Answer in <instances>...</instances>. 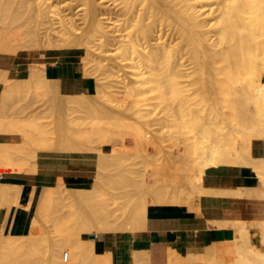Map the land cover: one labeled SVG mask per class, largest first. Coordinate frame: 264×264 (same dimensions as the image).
<instances>
[{
    "label": "bare ground",
    "instance_id": "obj_1",
    "mask_svg": "<svg viewBox=\"0 0 264 264\" xmlns=\"http://www.w3.org/2000/svg\"><path fill=\"white\" fill-rule=\"evenodd\" d=\"M11 1H13V0H11ZM4 2H7V0ZM8 3H9V1H8ZM3 4H2V6H3ZM15 4H13L14 5L13 7L12 6L10 7L8 15L5 14V12L3 13L0 11V40H1V43H3V45L7 48L8 53H14V54H18L20 56H26V55L32 56V55H35L36 53H39L40 51H44L47 49H62V48H64V49H68V48L69 49L70 48L83 49L84 54L82 56L83 57L82 61H83V66H84V74H86L88 76L91 75L90 69L94 65H98V62L102 61V63H105V62H107L106 64L112 63L113 65H115L119 69H121V70L123 69V71H124L123 73H125V72L128 73V75L125 74L127 76L126 80L130 79L132 81V79H133V81L134 80L136 82L140 81L142 83L143 81H146L147 79L150 80L152 78L151 80H154V81L153 82L150 81V82L152 84L157 83L156 85L159 87V89H162V87L165 84L166 79L174 78L173 81H172V79L168 80V81H171V82H169V84L172 82H175L174 85H172L173 84L172 83L170 85V87L172 86L173 91H176V92L178 91V88H176V87L173 88V86H175V84L180 85L181 83H183V82H181V83L177 82V81H181L180 79H182V78H180L178 80H177V78H179L180 76L182 77V75L184 73H186L187 71L189 72L190 71L189 69L192 68V72H190V74H194L197 71L199 72L200 71L199 69L204 68L206 65H208V66H206V68L211 67V69L213 66H215V68H217V67L220 68V69L217 68L218 71L221 70V68L223 70V71L221 70V71L217 72L218 74L220 73V75H218V78H219L221 83H224V85H225V84H227V83H225V81H227L228 84H229V82L232 84L235 83V86H236V83L242 84L243 88H244L243 91H245L247 93V95H245L247 97H245V98H248V100H249V98L251 97L255 100L254 103L256 104L257 110L253 114L250 113L251 115L248 113L247 120H248L249 124L248 123L247 124L249 126H245V128L243 127L244 129H247V131L249 133L248 138L245 139V137L242 135V134H244V132L242 133L239 131L241 133V135H238L241 140H242L241 136H243V140L244 139L246 140V144H244L245 142L243 140H242L243 143H241L239 140L240 145H242V144L245 145V147L242 145V148H241V146H239V151L244 152V153L243 152L240 153L243 156L242 160L240 159L242 156L240 157V154H239V151L237 150V148H236L237 151L233 150V148H234L233 143L235 141L237 142V140H235L233 142V140L235 139L236 136L233 135L234 139L231 138V140H229L233 143L228 141L229 143L232 144V147H230L231 145H229V146L226 145V144H228V143H226V140H228V138L225 141H223L226 143L225 145L227 147L223 146L224 144L220 145L219 144L220 141L218 140L219 142H217L216 138H215V144H214L213 143L214 140H212L214 138V136H209V135H211V134H209L210 129H211V131H213L212 127L210 125L211 124L215 125V122L218 120L212 121V122L210 121L209 124L206 122L208 125L204 126L205 128L203 130H201V132H199L198 136H196L197 134L195 132H194L195 134L193 133L196 136V138L193 137L194 140H192L193 139L192 137H191L192 138L191 140H189L187 138V137L190 138L189 135L192 132V131H190V129H187V130H189V135L186 137L187 139L185 140L186 144H187V145L185 144V146L187 148L185 150L187 152L189 148L190 149L193 148L191 150L196 153L197 160L195 161V159H194V161H195L194 163H196V164L191 166V163L193 162L192 155L190 158V160H192V161L189 163V165H187V164L190 160L187 158L189 160L188 162H185L187 165V168H186V165L184 164L185 168L183 169V171L187 175L184 174L185 177H183V179L184 178L185 179L183 180L182 184L180 185V188H178V183L177 184L176 183H172V184L170 183V180H171L170 177H169L170 180L169 181L166 180L167 183H165L166 182L165 178H166V175H168V174L165 175L164 179L160 178V176H157V171H158L159 165L155 161L156 165L158 166V167L155 166V172H156L157 178L159 177L158 179L155 177L156 178V184H158L157 180L159 181V179L160 180L163 179L165 181L164 182L165 186L167 185V187H168L167 189L170 193H168V191L166 192L167 189L165 190L164 189L165 187L163 188V186H162L163 184L160 183V185L162 186V191L164 189V192H162L160 189V192H162V198H161L160 197L161 194L158 192L159 188L161 187L160 185H159L158 191H156V192H158L157 194L155 191H151L152 187L151 188L148 187V186H153V184L146 186V191L149 188L151 192H155V196L160 194V195H158L159 198L157 196V198L155 197L154 199H152V197H149V195L152 193H149V192H148L149 194H146V192H145V196H143V198H141L143 194H141V192H140V195H141L140 200L142 199L141 201H143V202L145 201V202L144 203L141 202L142 206L139 207V208H141L140 209L141 212L140 211L136 212V210H134L136 212L135 215H134L135 212H133V209H135L134 206L137 207L136 204H138V206L140 204L138 202L135 203V201L130 202V199L134 198L136 200L137 198L139 199V197L135 198L136 196L135 197L132 196V198L131 197H130V199L128 198L129 201H126L127 198L125 199V197L123 196L124 194L122 195L123 197H121V196L118 197L119 200H120V197H121V199L122 198L125 199L123 204L126 202V204H124L125 207L122 204L125 209L121 208V210L125 211L126 206L128 207L127 204H129V203H131V205L133 203V205H134V206L132 205L133 209L130 208L131 205H129V210L127 209L128 213H129V211H132L130 213V217H131L132 213H133L132 216H134V217L136 216V219L134 217L133 218L131 217L132 219H130V221L136 220L135 221L136 223L134 221H133V224L129 222L131 224V225L129 224L130 226L133 225V227H131L132 230H133V228L138 229V228L144 227L145 222L147 221L146 219H147L148 206L151 203L179 204V205L187 206L190 209H193L196 212L201 213L199 211V209H200L199 204L195 205V203L193 201L195 199H193V198H195V197L200 198L201 196H204V195L223 196V195H226L227 193H229L228 189H217V188L213 189L210 187H206L204 185V182H203V176H204V173H205L207 168L214 167V166L217 167L220 165H226V163H228L230 161L233 162L232 158L235 160V162H237L236 160H238L240 165L241 164L246 165V166L249 165L252 167V169L254 171H256V173L259 175V179L261 181V185H259L260 188L258 189V187H256V189H257L256 191L262 190L264 192V157H257V156H254L252 154V141H253V139L254 138H264V80H263V73H264V0H26L22 3L20 1V3L17 4L19 6H17V7ZM15 22L22 25L23 28H21V30L17 29L18 25L17 26L14 25ZM1 46H2V44H1ZM1 48H0V51H3L4 49L2 48L3 50H1ZM98 55H99V58L97 60V58H95V56H98ZM96 60H97V62H96ZM200 64L203 67L202 66L200 67L199 66ZM113 65H111V66H113ZM106 66L107 67L109 66V68H111V70H112V67L110 65H106ZM107 67L106 68L104 67V70L107 69ZM116 67L113 66V70ZM197 67H198V69H197ZM215 68H214V70H215ZM202 70H204V69H202ZM210 70L209 69L204 70L205 72L203 74L208 76L209 74L207 75L206 73H207V71H209V73H211ZM8 72H10V71H8ZM23 72H25L27 75L26 76H19V77H8V76L4 77V75H3L2 77H4V78L1 77L2 81H6V83H9V84H6L7 86L8 85L12 86L10 92L13 93L15 91L17 94L20 89L23 90V91H21L22 94H24V91H28V90H30L29 92H31L33 90L38 91L39 87L38 88L36 87L35 89L32 88L33 85L37 86V83L32 84V82H34V81L38 82V80H40L38 82V84L40 82H43V84H44V82H46V85L44 84V86H46V88H49V87L51 88V86H47V83H49V82H53V84L56 86H58L60 84L59 83L60 80L57 77L53 76L52 74L50 75L48 73L45 63L33 61L26 66V69L23 70ZM113 72L114 71H112V73ZM214 72H213V74H214ZM2 73L7 74L5 70ZM118 73H120V72H118ZM186 74L184 75L183 78H185ZM201 74H202V72H201ZM1 75L2 74L0 73V76ZM118 75H120V74H118ZM121 75H123V74L121 73ZM91 76L93 77L94 75H91ZM115 76H117V75H115ZM189 76H191V75H188L186 77L189 78ZM192 76H191V78H192ZM206 76H204V78ZM214 76H215V74H214ZM118 77H120V76H118ZM197 77L199 79V76H197ZM124 78L125 77H123V79ZM208 78H209V76H208ZM25 79L28 80L27 81L28 84H26L27 82L23 83L25 86L24 87L21 83L23 81H26ZM109 79H110V77H109ZM201 79H203V78H201ZM205 81L206 80L203 79V83ZM200 82H202V80ZM193 83H194V81H193ZM221 83H220V85H221ZM30 84L32 85V87L30 89H27V87L29 88L31 86ZM128 84H129V82H128ZM166 84L168 85L167 82H166ZM6 85L4 83V86H6ZM26 85H28V86H26ZM39 85H42V83ZM121 85H123V84H121ZM138 85L139 86L137 88L140 91V89H142L141 84L138 83ZM204 85H205V83H204ZM204 85H202V87H204ZM227 85H225V86L227 87ZM242 85H241V87H242ZM20 86H21V88H20ZM44 86L43 85L40 86V89L42 87V88H44L45 91L47 90V92H49V91L53 92L54 89H56V88H54L53 91H51V90L48 91V89H46ZM207 86L208 85H206L205 88L201 87V89L200 88H197V89H200V91L202 90L201 92H203V90H205V89L208 90L206 88ZM209 86H211V85H209ZM235 86L233 85V87H235ZM23 87L27 90H25ZM53 87L54 86H52V88ZM170 87L168 86V88H170ZM219 87L215 86L214 88L219 89ZM57 88H61V87H57ZM101 88H102V85L100 83L96 82V86L92 87L88 91V93L84 95V98H85V96L87 97L86 98L87 102L89 100L91 101V99H90L91 97H94L92 95L97 96L99 93L102 94ZM8 89H9V86H8ZM217 89H213V91L215 93H217V91H219ZM224 89L226 90V88H223L220 91L223 92L222 90H224ZM3 90H6V89L3 87ZM44 90L42 89L41 91H44ZM164 90H165V86L163 87V91ZM225 90L222 94V96L223 95L224 96L220 97V98H223L224 100H226L225 98H229L228 96L225 95V94H227V93H225L226 92ZM227 90H228L227 92L231 91L230 88ZM163 91H161V93L165 94L166 92L164 93ZM237 91L238 90H236V92ZM7 92L8 91H6L5 93H7ZM47 92H45V93H47ZM54 92L58 95L60 93H62V91L60 89H56ZM214 92H213V94H215ZM5 93L3 94L4 96H5ZM204 93H206V91ZM207 93H209V92L207 91ZM218 93H220V92H218ZM218 93H217V95L219 96ZM242 93H244V92H242ZM56 94H55V97H56ZM68 94L70 95V99L74 98L72 94H70V93H68ZM107 94H109V93L107 92ZM213 94L211 93V95H213ZM230 94L231 93L229 92V95ZM0 95H2V94H0ZM76 95H77V93H76ZM76 95H74V96L77 98H79L80 96L81 97L83 96L80 94L78 96H76ZM6 96H7V94H6ZM66 96H64V97H66ZM157 96H158V94H157ZM207 96H209V98L206 97V95H205V97H202L204 100L207 99V102H208L207 105L209 103H211V102H209V100L213 99V102L216 100V99H214V97L216 95L215 96L213 95L212 99L210 97V94H207ZM248 96H250V97H248ZM9 97H11V96H9ZM88 97H90V98H88ZM97 97H99V96H97ZM154 97H155V95H154ZM22 98L25 99V97H22ZM29 98H30V96H29ZM163 98H164V96H163ZM182 98H184V97H182ZM0 99L2 100V98H0ZM7 99L8 98H6V100ZM68 99H66V100L69 102L70 99L69 100ZM72 99H71V102H72ZM102 99H104V97ZM4 100H5V98H4ZM80 100L81 99H78L76 101L81 102L82 100H85V99H83V97H82V100L81 101ZM96 100L98 101V99H95V102H93V101L92 102L97 103ZM228 100H230V98ZM8 101H9V99H8ZM67 101L65 103H68ZM73 101H74V99H73ZM102 101H105V100H102ZM71 102H69V103H71ZM83 102H85L86 104H84ZM87 102L82 101V103L84 105H87L86 108L90 109L91 105L89 106L87 104ZM99 102H100V99H99ZM161 102H163V101H161ZM219 102L221 104V102H223V101H219ZM243 102H245V101H243ZM246 102H248V101H246ZM251 102H253V101L251 100ZM24 103H25V101H24ZM69 103H68V106H66V107H68L69 109H71V108L73 109L74 103L73 102H72L73 104L71 103L73 107L72 106L69 107ZM199 103H201V106L204 107V105L202 104L203 103L202 101ZM214 103H213V105H216V107L219 106V104L217 106V103H218L217 101L215 104ZM224 103H226V102H224ZM227 103L225 104L226 106H227ZM48 104H49V102H48ZM59 104H57V106H58L57 108L55 107L56 109H59ZM100 104H101V102H100ZM128 104L129 103L127 100V105ZM235 104L237 105L238 103H235ZM2 105H3V103L0 101V111L2 109ZM9 105H10V103H9ZM65 105H67V104H65ZM108 105H109V103H108ZM175 105L172 107L173 109L176 107ZM179 105H181V103ZM195 105H196V103H195ZM195 105H193V107ZM211 105H212V103H211ZM211 105H208V106H211ZM21 106H23V105H21ZM109 106H111V105H109ZM229 106H230V102H229ZM251 106H253V105H251ZM251 106H250V108H251ZM62 107H60V110H58V111H61L62 109L65 111V109H66L65 106L63 108ZM82 107H84V106H82ZM105 107H107V105H105ZM205 107L207 108V106H205ZM216 107H215V109H216ZM239 107H241V106H239ZM254 107H255V105H254ZM99 108L100 107H98L96 109L99 110ZM162 108H163V106H162ZM220 108H223V106ZM224 108H226V107L224 106ZM227 108H228V106H227ZM4 109H5V107H4ZM49 109H50V106H49ZM77 109H79L78 113L80 112L81 114H83L85 112V114H87L86 113L87 111H84V108H82L83 110L81 109V107L80 108L78 107ZM77 109H74V110L76 111ZM101 109H103V108H101ZM101 109H100V111H101ZM104 109H107V108H104ZM188 109H190V108H188ZM45 110H46V108H45ZM110 110H111V107H110ZM110 110L108 112H110ZM182 110H184V109H182ZM208 110L206 109V111H208ZM219 110L217 109L216 112L218 113ZM226 110L227 109H225V111ZM232 110H234L233 107H232ZM50 111L47 109V112H50ZM52 111H54V110H52ZM196 111H197V109H196ZM206 111H205V113H206ZM210 111H212V110H210ZM213 111H214V109H213ZM222 111H223V109H222ZM68 112H69V110H67V113ZM74 112H71V113L74 114ZM216 112H212V113L216 114ZM231 112L232 111L230 110L231 116L226 112V114L228 115L227 116L228 119L230 117H232L231 119H233V117H234V114H233L234 112H232V113ZM252 112H254V111H252ZM64 113H63V115L65 116V114H67V113H65V114ZM71 113H70V115H68V114L66 115V117H65L66 119L63 117V115H62L63 119H61V117H60V120H62V123L60 125H57V127L59 126L58 129L55 126V129L44 127L43 130L42 129H36L35 125H34V124H37V122L39 123L40 120L37 122H34V124H33L34 127H33V125L26 124V122H25L26 117H25V119L19 118V121H18V119L16 121H13V120H9L8 115L5 116L4 114H0V133L5 134V136L7 138L11 137V136L7 135L9 133L20 135L22 137L24 146L27 145L28 147H31L32 149L34 147L33 150H35L37 148L34 151V153L37 152L36 154L38 155V149H39V152L40 151H48L45 149H47L48 147L50 148V146H51V150L49 148L48 149H49V151H53L52 150L53 146L56 145L58 147L60 144H62L63 142L66 141L67 137L63 136L64 133L68 136L69 134H67V132H69V131L74 132L75 131L74 134L76 133V135L73 138L75 143L74 142H73L74 144L71 143L70 141L72 139H68L70 141L67 140L66 143L63 144L64 146L60 145L61 146V148L59 147L60 150L64 151L63 148H65L66 146L70 149L71 147H73V145H74V148H75V145L77 148V145L79 147V145L81 146V144H83L84 146L82 145L83 146L82 149H85V151H88V149H90L89 152H92L93 149H94L93 152H95V150L98 151L100 156H101V161H99V165H101L103 167L102 168L98 167L99 169H97V170L98 171L100 170L99 172L101 173V170L104 171L103 168H105L104 167L105 163H106L105 164V166H106L108 161H111V159L115 160V159L119 158V155H121V152H122L121 149H122L123 143H124V141H126L127 138H133V140L135 141V145L131 147V149L133 150L132 151L133 153L136 150L146 151L145 149H147V145H149V144L153 147L157 146V144H158L157 142H159V141L156 140L157 139L155 137L156 133L159 132L161 134L162 133L164 134L169 129V128L167 129L166 127L167 126L170 127V124H172V123L174 124L175 121H176V123H181V122H177L180 119L178 118V115H176V112H175V114H173V115H176V116H174V118L172 116H170L173 120L175 119L174 122L172 119H170V117H168L167 118V119H169L168 121L172 120V121H170L171 123H166L165 124L166 127H165L164 122L162 121V126L159 127L158 131H157L158 128H154V129L148 128V126H146V123L143 119H142L143 124H144L143 127L140 126V125H143L142 123L138 124V122H140V120H141L140 119L139 121L136 120L137 122L132 121V124H131V121L128 120V122H126V123L124 122V123H120V125L118 124L117 126H114V129H113L112 125L106 124V122L105 123L103 121L97 122L98 120L92 121V119H91L92 122H89V123L84 121L86 123V125H85V123L83 121H81L82 119L79 121H76V118H74L75 120L70 119L69 116H71ZM198 113H200V112H198ZM198 113H196V114H198ZM202 113H204V112L202 111ZM57 114L59 117V113H57ZM61 114H60V116H61ZM211 115H213V114H211ZM219 115H221V114H219ZM223 115H225V114H223ZM236 115H238L237 112H236ZM31 116H33V115H31ZM37 116H38V114H37ZM49 116H51V115H49ZM162 116H164V115H162ZM188 116H187V118H188ZM206 116H208V115H205L204 117L206 118ZM217 116L215 117L216 119H217ZM80 117L84 119L85 116L82 115V116H79V118ZM92 117H94V116H92ZM202 117H203V115H202ZM235 117H237V119H238V116H235ZM161 118H164V117H161ZM177 118L179 120H176ZM208 118H209V116H208ZM208 118H207V120H208ZM34 119H35L34 121H36L35 117H34ZM132 119L134 120V118H132ZM167 119H166V122H168ZM22 120H25V121L22 122ZM52 121L53 120H51V125H54L56 122L53 121V123H54L53 124ZM72 121L75 122L74 125L76 126V129L74 128V130L72 127L73 124L71 123ZM231 121H233V120H231ZM203 122H205L204 119H203ZM220 122H222V121H220ZM224 122H228V120H225ZM185 123L186 122H182L181 125H184V126H182V128L185 127ZM206 123H205V125H206ZM31 124H32V122H31ZM203 124L204 123H202L201 126H203ZM38 125L42 126V124H38ZM187 125L188 124H186V126ZM173 126H171V128ZM174 127L172 129L176 128V127L175 128ZM182 128H180V129H182ZM217 128H219V126H217ZM184 129L186 130V128H184ZM219 129H217L216 131H218ZM155 130L157 132H155ZM237 130H238V128H237ZM170 131H171V129H170ZM175 131H176V129H175ZM219 131H221L222 133ZM219 131L218 132L221 134L224 133L221 129ZM200 133H201V135H200ZM236 133L237 132H235V134ZM53 134L55 135V137H52ZM72 135H73V133H72ZM112 135H116V137H117V140H118L117 145H116L117 148L115 151H113V152L110 151L109 153H107L102 149V143L105 142V140H104L105 136L109 137ZM219 135H217V136H219ZM224 135H225V133L223 134V137H224ZM217 136L215 135V137H217ZM69 137H71V136H69ZM210 137L211 138L213 137V138L211 139ZM223 137L221 135V138H223ZM224 138H226V137H224ZM210 139L212 141H209ZM219 139H220V137H219ZM50 140H52V141L50 142ZM8 141L9 140H5V141L0 142V173L3 174L2 172H10V173L11 172H20V173H22V172L23 173L24 172H28V173L35 172L37 169V160H36L37 158L36 157H38V156L34 153H31V154L35 155V156L31 157L32 159H33V157L36 158V159H34V161L28 160V159H31L28 157H27L28 159H23V161L21 159H19V161H18V159H15L16 156L15 157L13 156L15 153L13 147H15L16 142L10 143ZM46 141H48V144ZM53 141H56V143H54ZM69 142L71 143L70 147H69V145H70ZM43 143H45L46 145L44 144L45 145L44 146ZM51 143H53L54 145ZM77 143H79V144H77ZM66 144H69V145H66ZM237 145H239V143ZM24 146L22 145L23 148H24ZM27 146H25V147H27ZM43 146H44V148H43ZM46 146H48V147L45 148ZM9 147L12 148V150L9 149ZM22 147L20 146L18 148L20 149ZM39 147H42V148L40 149ZM54 148H56V147H53V149ZM76 148L74 151H76ZM32 149L26 148L27 152H30V151L33 152ZM73 149H70V150H73ZM80 149H81V147H80ZM156 149H157V147H156ZM21 150H23V151H20L21 154L25 153V151H24L25 149H21ZM66 150L69 151L67 148L65 149V151ZM160 150H161V148H160ZM191 150H189V151L192 152ZM140 151H138V152H140ZM144 151H143V153H144ZM80 152H81V150H80ZM123 153H125V152H123ZM136 153H135V155H136ZM233 153L236 155H232ZM31 154H28V155H31ZM106 154L109 155V157L111 158L110 160L103 156ZM173 154L174 153H170V155L172 157H175V155H173ZM22 155H26V154H22ZM22 155H21V157H22ZM147 155L146 156L144 155L145 158L147 157ZM170 155L169 154H168V156L166 155V157L168 159L170 158L169 160L172 159V157H170ZM121 156L123 157V154ZM132 156H134V155H132ZM154 156H155V154H154ZM181 156H182V158H181V160H182L184 158V155L181 154ZM194 156H195V154L193 155V158H194ZM124 157H125V155H124ZM185 157H187V156H185ZM22 158H24V156ZM102 158H103V160H102ZM131 158L135 159V157H130V159ZM175 159H177V158H173L172 161H176ZM119 161H122V160L119 159ZM172 161H169V162L171 163ZM123 162L126 163L125 158H124ZM112 163H114V162H112ZM128 163H129V161H128ZM161 163L163 164V162H161ZM167 163H168V161H167ZM130 164H132V163H130ZM137 164L134 163L133 166H135ZM164 164H166V163H164ZM126 165H128V164H126ZM189 166H191V167H189ZM130 167L131 166H129V168ZM131 169L132 168H130V170ZM161 169H162V166H161ZM185 169H187L186 170L187 173H186ZM107 171H108V169H107ZM112 171H114V169ZM133 171L134 170L132 169V172ZM190 171H192L193 177L190 175ZM196 171H197V173L198 172L199 173L196 174ZM164 172H166V171H164ZM100 173L97 174L98 179H95V182L97 181V183H98V181H99L100 184L99 183L97 184L94 182V185H93L94 190L96 188L102 189V186L104 185V179L105 178H103V177H105L107 175H106V173H104L105 175L103 174V177H101V176H99ZM194 173L197 175V177H196V175L194 176ZM107 174H108V172H107ZM114 175H115V173H114ZM110 176H107V177L110 178ZM133 177H134V179L136 178L135 176H133ZM163 177H164V175H163ZM153 178H154V176H153ZM167 178H168V176H167ZM136 179H138V178H136ZM100 180H101V182H100ZM117 180H118V175H117ZM132 180H133V178H132ZM61 181H62V178L60 177L59 180L57 181L58 185L43 187V188H41V191H40L39 190L40 187L35 186V185L27 186V185H23L22 183H18L19 181L14 182L11 180H6V179L0 180V209L5 207L7 209V214L10 213V211H11L10 209L12 208V206H17V207L21 206V207H24L25 210L30 211L31 210V204H32V197L35 195H38V197H39L38 198L39 204L37 203V206L35 208V212H34V214H32L30 221H29L30 230L28 232H26L25 234L4 233L3 231L0 232V264H58L61 262L62 263L64 262L63 264L69 263L68 258H70V257L67 254V256H68V258H67L65 252L68 251V250H66L67 248L68 249L70 248V246H67V244L72 241V237L70 235H72L73 232H72V234L70 233V235L64 237L66 241L63 240L64 238H62V240L58 239L60 241V243L58 242V240H56V242L55 241L52 242L51 241L52 239H50L47 236V234H49V233L46 232L47 233L46 234L44 231H42V229L44 228L43 227L44 226V219H42L41 216L39 215L42 213L43 215L46 216V218L48 217L47 216V210H48V206H49L48 203L50 202L49 199L52 200V198H54L57 195H58L57 197H59V199H57L56 204H58V206L62 205L63 207H64V205H67L66 202H64V203H66V204H64L62 202V199H60V196H62L61 192H62V190L65 189V187L63 185L64 182L61 183ZM143 181L141 180L140 184ZM9 183H12V184L14 183V184L12 186V184H9ZM60 183L62 185H60ZM136 183L137 182H135V184ZM101 184H103V185H101ZM95 185H99L100 187L96 186V188H95ZM60 186H61V188H64V189H61ZM141 186H142V184H141ZM141 186H140V188H142ZM144 186H145V184H144ZM55 188H56V190H55ZM134 188H135V185H134ZM73 189L75 190V188H73ZM83 189L84 188H81V189L78 188V191H76L77 190V188H76V190L74 192L71 190L68 191L70 193L76 192L77 194H73V196L80 198V199L75 198V201H77V202H74V197L71 198L73 201L70 199L71 203H68V204H71L70 207L75 208L78 206V203L83 204V206H85L84 202H85V204H86V202H87V204L89 203L88 204L89 206H87V204H86V206H87L86 209L83 208V210H86V211L81 210L82 211L81 213L83 215H78V214L75 215L77 219L79 218V220L77 222L76 218H74L75 220L73 222L76 221L75 223H77V224L73 223L72 219H71V218H73L72 214H74V211H76V209H72L73 212L71 211V209L69 210L72 212L71 213L72 217L70 216V221L72 222L74 227L80 226L81 228H83L85 226L86 221H87V224L85 226L86 229H88V228L100 229L101 225L111 224V221H110L111 218L109 219V217L111 216V213H110V216L108 214V212H110L111 210L109 211L108 209H113V207L107 208V206L105 204H103L107 208V209H105L104 206H102V203H99L98 201H97L98 202L97 203L94 201L95 196H93V195H95L94 192H96V191H94L93 189L91 190L93 192L88 191V190H90V188H89V189H84L85 192L84 191L82 192L81 190H83ZM105 189L106 188H104V191H105ZM142 189H140V190H142ZM153 189L156 190V188H152V190ZM246 189H244V190L246 191ZM65 190H67V188ZM230 190H234V189H230ZM244 190H243V188H241L242 192ZM121 191H118L116 196H118L119 192H121ZM135 191H136V189H135ZM196 191L198 193H196ZM247 191H249V190H247ZM53 192H54V194H55V192H56V194L57 193H59V194H57V195L55 194V196H53V195L51 196V194H53ZM78 192L85 194L84 197H86V200L82 196L84 198V201H82L83 198L81 199V197H80L81 194ZM88 192L90 193V195L88 194ZM184 192L189 193L190 196L187 199L183 200L182 195H185V194H183ZM239 192L237 191V192H235V194L239 193ZM99 193L100 192H98V194ZM241 193H240V195H242ZM246 193H249V192H246ZM87 194H88V196H91V197L93 196L92 198L94 200L91 197H89V199H88ZM232 194L234 195V193L231 192L230 195L232 196ZM13 195H14V198H13ZM102 195H100V196L102 197ZM140 195L138 194V196H140ZM146 195H148V196H146ZM254 195H256V194H254ZM153 196H154V193H153ZM252 196H253V194H252ZM109 197L112 199L111 194L109 195ZM178 197L182 198V199L178 200L177 199ZM96 198H97V194H96ZM116 198H114L112 200H115ZM138 199L136 201H138ZM39 200H41V202ZM55 200L56 199L54 198V201ZM88 200H89V202H88ZM90 200H92V201H90ZM119 200H117V201H119ZM105 201H107V200H104L101 202L104 203ZM108 201H109V199H108ZM72 202L76 203L77 206H74L75 205L74 203L72 205ZM115 202L116 201H114L112 203H114V205H115ZM120 202L122 203L121 200L119 201V203ZM93 203L95 204V206H93L94 205ZM121 203H120V205H121ZM106 204H108V203H106ZM117 204H118V202H117ZM50 205H51V203H50ZM96 205H98V206L100 205L105 209L104 210L102 207L99 206L100 208H102L106 212V215H105V213H103L105 215V219H103L99 216L100 214L103 215L101 209H100V212H101L100 214L96 213L97 209L99 208L98 206L96 207ZM83 206H81V207H83ZM117 206H119V204L114 206V208ZM120 207H122V206H120ZM118 208L119 207H117V209ZM91 209H92V214L90 212ZM119 209H118V211H119ZM130 209H132V210H130ZM115 210L116 209H114V211ZM114 211H111V212H114ZM77 212L80 213L79 210ZM85 212L88 213V215H86ZM93 212H95L99 216L98 217L99 219L97 218V215L94 214ZM98 212H99V209H98ZM138 213H139V215L137 216ZM60 214H61V212H60ZM84 215H85V217L87 216L88 220H90L91 223H89L90 221H88L87 219L84 218ZM90 215L91 216L93 215L92 216L93 218ZM94 215L96 217H94ZM81 216H83V217L81 218ZM88 216H90V218ZM94 218L95 219L97 218V220H94V221L91 220ZM57 220H58V218H57ZM84 220H85V222H84ZM246 220L247 219H245V218L241 219V220L237 219V220H232V221L223 220V221H221V223H218V222L217 223L220 226L221 225L222 226L228 225V224L232 225L235 228V234H237L238 228H242V227L244 228L247 225ZM51 221H52V223H55L53 221V219ZM70 221H68V223ZM79 222L80 223L84 222L83 223L84 226L79 225L80 224ZM137 222H139V223H137ZM214 222H215V220L212 221V223H214ZM135 224H136V226L134 227ZM137 224H138V226H137ZM256 224L261 226V229L258 233L260 243L254 242L253 237H252V232H251V235H249L246 239H243L242 237L236 236V238L234 237L231 240H227L226 243H225V241H223L224 243L221 241V245L218 244L220 242L219 240H218L219 242L213 241L216 245L218 244L217 247L215 248V244L212 243V245L214 244V246L212 248H215L214 250H215V256H216L215 257L216 263L217 264H242V262H243V264H262V263H258V262H254V263L248 262L247 251L252 250V252L253 251L256 252L257 258H259V259L262 258L263 264H264V248L261 246V245H264V219H263V221H260L259 223L257 222V223L252 224V225L255 226ZM70 225L71 224H69V228H73V225H71L72 227ZM75 225H78V226H75ZM129 225H128V227H130ZM247 226L249 227V225H247ZM128 227H126V228L128 229ZM49 230H48V232H49ZM45 231H47V230H45ZM43 232L45 234H43ZM51 237H53V236H51ZM67 237H68V239H67ZM79 237L81 239H84V241L86 240V238L83 237L82 235ZM240 238L242 239V241H240ZM68 240H70V242ZM249 241H250V243L252 242L253 245L250 244ZM61 243H63V244H61ZM222 244H223V246H222ZM247 245H248V247H247ZM251 245L254 247L252 248ZM209 247H211V245L207 246V248H206L207 250L205 249L204 252H201V254L197 257V258L202 259L203 264H214L213 261L215 259L214 260L211 259V257H212L211 253L212 252L209 253V250H210ZM208 248H209V250H208ZM56 250L57 251L59 250L58 253L60 251L64 250L65 254H63V252H62V253H59L60 254V256H59V254L57 255L56 253H54V254H56L57 258L56 257L52 258L54 256V254L52 255V253ZM145 251H144V249L142 250L143 254H145ZM140 252H141L140 249H138L136 253L141 254ZM227 252H229L230 255L227 254ZM136 253H135V256H137V257L139 256V258H141V256L136 255ZM197 253H200V252H197ZM173 254H175V253H173ZM62 255L63 256L65 255V257L67 259L63 258ZM145 255L147 256V254H145ZM91 256L92 255H90V258H91ZM106 256H107V254L102 255V257H104V258ZM59 257H60V260H58ZM94 257L95 256H93V258ZM173 257L174 256L172 255L169 258L168 263H166V264H173ZM93 258H91V259L94 261H98L97 260L98 258L95 257L96 260H95V258L94 259ZM142 258H144V256H142ZM61 259H64V260L66 259L67 261L66 260L64 261ZM145 259H147V258L145 257ZM137 260H141V259H137ZM147 260H148L149 264H153V263H151V261L149 259H147ZM147 260H145V261H147ZM136 261L134 264H136V263L142 264L143 263V262L138 263ZM141 261H143V260H141Z\"/></svg>",
    "mask_w": 264,
    "mask_h": 264
},
{
    "label": "rangeland",
    "instance_id": "obj_2",
    "mask_svg": "<svg viewBox=\"0 0 264 264\" xmlns=\"http://www.w3.org/2000/svg\"><path fill=\"white\" fill-rule=\"evenodd\" d=\"M3 1V2H2ZM4 1H6V0H0V11L1 12H5V14H7L8 15V12H9V10H10V7L12 6H14L13 4H15L16 5V7L17 6H19V5H17V4H19L20 3V1H21V3L22 2H24V1H26V0H13V1H11V0H7V2H4ZM8 1H9V3H8ZM19 2V3H18ZM4 3V4H3ZM13 3V4H12ZM2 4H3V6H2ZM5 7V8H4ZM3 8V9H2ZM3 10V11H2ZM14 25H18V28L17 29H19V30H21V28H23L22 27V25H20L19 23H17V22H15L14 23ZM180 40V39H179ZM3 42V41H2ZM1 44H2V46H1ZM4 49H2V48ZM0 48H1V50H3V51H0V52H6L7 51V48L3 45V43H1V40H0ZM45 51V50H44ZM81 51H82V54H84V50L83 49H81ZM40 52H43V51H40ZM40 52L39 53H36L35 55H32L33 57H35L36 55H38V54H40ZM6 53H8V51L6 52ZM31 56V55H30ZM83 58V57H82ZM95 58H97V60H98V58H99V55L98 56H95ZM97 60H96V62H97ZM106 61V60H105ZM107 62H105V63H102V61L101 62H98V65H94L91 69H90V71H91V75H94L93 76V80H95V82H97V83H100L101 85H102V88H101V91H102V94L101 93H99L97 96H99V97H97V96H95V95H92V96H94V97H88V98H90L91 99V101L89 100L88 102H87V97L85 96V98H84V93H77V95H76V93H74V94H72L73 95V99H74V101H73V99H72V102L74 103L76 100H78V99H81L82 100V97H83V99H85V100H82V101H86L87 102V104L93 109H87L86 108V106L87 105H84V104H86L85 102H83L82 103V101L81 102H78V101H76L75 103H74V107L72 106V102H71V99H70V95L68 96L66 93L64 94L63 92L62 93H60L59 95L58 94H56L54 91L56 90V89H60V88H57V87H60L58 84V86H56V85H54L53 84V82H49V83H47V86H51V88H52V86H54L52 89L49 87V88H46V86H44V84L46 85V82H44V84H43V82H40L39 84H41L42 83V85L46 88V89H48V91L49 90H51V91H53V89L54 88H56V89H54V91L53 92H47V90L45 91L44 90V88H42L41 87V89H40V86H42V85H39L38 84V82L40 81V80H38V82L36 81H34V82H32V84H36L37 83V86L36 85H33V87H32V85L28 88L27 87V89H30L31 87L32 88H38L39 87V90L38 91H35V90H33V91H31V92H29L30 90H28V91H24V94H22L21 93V91H23V90H19L18 91V93L16 94V92L14 91L13 93L12 92H10L11 91V88H12V86H10V85H8L9 86V89H8V86L6 85V84H9V83H6V81H2V79H1V77L4 75V77H6L7 76V74H5V73H2L4 70H1L0 71V73L2 74L1 76H0V94H2V95H0L1 97L0 98H2V100L0 99V101L3 103V105H2V109H1V111H0V114H4L5 116L6 115H8V118H9V120H13V121H16L17 119H18V121H19V118H24L25 119V117H26V121L25 120H22V122H26V124H30V125H33L34 124V122H37V121H39V123L37 122V124H34L35 125V128L36 129H44V127L45 128H53V129H55V126H56V128L58 129V127H57V125H60L61 123H62V120H60V117H61V119H63L62 118V115H63V113L65 112V113H67V110H69V112L67 113L68 115H70V113L71 112H74L75 110L74 109H77L78 107L80 108L81 107V109L82 108H84V111H87L86 113L87 114H85V112L83 113V114H81L80 112L78 113V110L79 109H77L75 112H74V114L73 113H71V116H69V118L70 119H74V118H76V121H79V120H81V121H85V122H87V123H89V122H92V121H97V122H106V124H110V125H112V128L114 129V126H117L118 124L120 125V123H126V122H128V120H130L131 121V124H132V121H135V122H137V121H139L140 119V122H138V124L139 123H142L143 124V120L145 121V123H146V126H148V128H152V129H154V128H158L157 129V131L159 130V127H161L162 126V121L164 122V125L166 124V123H171L170 121H172L173 119L170 117V116H172L173 118H174V116H176V115H178V118L180 119H176V120H179V121H177V122H181V123H176V121H175V123L172 125V124H170V127H166V125H165V127L168 129V131L167 132H165L164 134L162 133H156V140H158L159 142H157L158 144H157V149H156V147H153V146H151L150 144L149 145H147V149H145L146 151H144V153H143V151L141 150H136L134 153L132 152L133 150L131 149V147L132 146H134L135 145V141L133 140V138H127L126 139V141H124V143H123V146H122V149H121V155L123 154V157L121 156V155H119V158H117V159H115V160H113V159H111L110 157H109V155H103L104 157H106V158H108L109 160L111 159V161H108V163H107V165L105 166V164H104V167L105 168H103L104 169V171L103 170H101V173L97 170V169H99V168H102L103 166H101V165H99V161H101V156H100V154H99V152L98 151H96L95 150V153H96V156H97V169H96V173H95V179H98V175L97 174H99L100 173V175L99 176H101V177H103V174L104 173H106V175L107 176H110L111 174V176H110V178L109 177H107V176H105V177H103V178H105L104 179V185L103 184H101V185H103L102 186V189H97L96 188V186H99V185H95V190L93 189L94 188V182H95V179L93 180V183L91 184V186H90V190H88V191H91L92 189L94 190V191H96V192H94V194L95 195H93V196H95L94 197V199L91 197V196H88V194L90 195V193L88 192V194H87V198L89 199V197H91L95 202H99V203H102V206H104L103 204H105L106 206H107V208H112L113 207V209H108L109 211L111 210V211H114V209H116L114 212H108V214H109V216H110V213H111V216L109 217V219L111 218V224H109V225H101V227H100V229H97V228H88V229H86V224H87V221L85 222V220H84V222H85V226L83 225V223H80L79 225H83L84 227L83 228H81L80 226H78V225H75V226H78V227H74V225L72 224V222L75 220L74 218H76V214H78V215H83L81 212L82 211H86V210H83V208L84 209H86L87 208V206H89L88 204H87V202H86V204H87V206H86V204H85V202H84V205L86 206H83V204H80V203H78V206L76 205V203H74V202H77V201H75V198H77V199H80V198H78V197H75V196H73V194H77L76 192L75 193H73L75 190H76V188H75V190L73 189V188H69V187H66L65 185H64V183H63V185H64V187H65V189L67 188V190H65L64 188H61V186H60V188L61 189H64V190H62V192H61V194H62V196H60V199H62V202L64 203V202H66L67 203V205H64V207L62 206V205H59L58 206V204H56L57 203V199H59V197H57L58 195L57 194H59V193H57L56 194V192H55V194L57 195V196H55V194H54V192H53V194H51V196L53 195V196H55L54 198L56 199L55 201H54V198H52V200L51 199H49V206H48V210H47V218H46V216L45 215H43L42 213L41 214H39L40 216H41V218L42 219H44V228L42 229V231H44L45 233L47 232V233H49V234H47V236L50 238V239H52L51 241L53 242V241H55L56 242V240H58V239H61L62 240V238H64L65 236H68V235H70V233L72 234V232H73V234L72 235H70L71 237H72V241L70 242V240H68L70 243H68L67 244V246H70V248L68 249H66V250H68V251H66L65 253H66V257L68 258V256H67V254L69 255V257L70 258H68V260H69V263L68 264H114V263H111V260L109 259L110 257H109V255L107 254V256L104 258V257H102V255L103 254H100V253H98L97 251H96V247H95V239H87L86 237H85V235H86V233H89V232H96V233H102V232H104V231H117V230H124V229H126V230H132V228L131 227H133V225L132 226H130L131 224L130 223H132L133 224V221H130V219H132L134 216H132V214H131V217H130V213L132 212V211H129V213H128V211H127V209L129 210V205H131V203H129V204H127L128 205V207L126 206V212L124 211V210H121V208H123V209H125L124 207H125V205L124 204H126V202L123 204V202L125 201V199H126V201H129L128 200V198L130 199V197L132 198V196L133 197H135V198H137V197H139V199H138V201H136L134 198L133 199H130V202H134L135 201V203H139L140 205L138 206V204H136L137 205V207H135L134 205H133V203H132V205L134 206V208L135 209H133V207H132V205H131V207L130 208H132L133 209V212H135L134 210H136V212H139L140 211V209L141 208H139L140 206H142V203L141 202H143V201H141L140 200V197H141V195H140V192H141V194H143L142 195V197L141 198H143V196H145V192H146V194H149V193H152V194H150L149 195V197H152V199H154L155 197L157 198V196L158 195H160L161 194V198H162V192H164V189L166 190L168 187H167V185L165 186V183H167V181H169L170 179V183L172 184V183H178V188H180V185L182 184V182H183V180L185 179H183V177H185V175H187V174H185V172L183 171V169L185 168L184 167V164L186 165V163L185 162H188L189 160H190V158H191V155H192V160H193V162L191 163V166H193V165H195L196 163H194L196 160H197V155H196V153L194 152V151H192L191 149H193V148H189L188 149V151L186 152V150L185 149H187L186 148V146H185V144H186V139L188 138L189 140H191L193 137L194 138H196V136H198L199 135V132H201V130H203L205 127L204 126H207L209 123H210V121L212 122V121H216V120H218V121H216L215 122V125L213 124H211L210 126L212 127V130L213 131H211V129H210V132H209V134H211V135H209V136H214V138L212 139L211 137V139L212 140H214V144H215V138L217 139L216 141L217 142H219V144L220 145H223V146H225V147H227L226 145H231L230 147H232V144L231 143H233L235 140H237V142L235 141L234 143H233V150H236V148H237V150L239 151V146H241V148H242V145H240V142L241 143H243L242 142V140H243V136L245 137V139H247L248 138V131H247V129H244L245 128V126H249L248 124H249V122H248V120H247V115H248V113L250 114H253V113H255L256 112V110H257V108H256V104L254 103L255 102V100L253 99V98H251L250 96H248V97H250L249 98V100H248V98H245V97H247V96H245V95H247V93L245 92V91H243L244 90V88H243V85L242 84H238V83H236V86H235V83L234 84H232V83H230L229 82V84H228V82L227 81H225V83H227V84H225V85H227V87L224 85V83H221L220 82V80H219V78H218V75H220V73L218 74L217 72H219V71H221L222 70V68H221V70H219L218 71V69H220V68H215V66H213L212 67V69H211V67L210 68H206V66H208V65H206L204 68H201V69H199L200 71L197 73V72H195L194 74H190V72H192V68L191 69H189L190 71L186 74V73H184L183 75H182V77L180 76L179 78H177V80L178 79H180V78H182V79H180L181 81H177V82H179V83H181V82H183V83H181L180 85L178 84H175V86H173V88L174 87H176V88H178V91L176 92V91H173V89H172V86L170 87V85L172 84V85H174V83L175 82H172V83H170L169 84V82H171V81H168V80H171L172 79V81L174 80V78H171V79H166V81H165V84H166V82L168 83V85L166 84H164V86H165V90L163 91V87H162V89H159V87L155 84V83H151V82H153L154 80H151L150 78V80H148L147 78V80L146 81H143L142 83L139 81V82H136L135 80L133 81V79H132V81L129 79V80H126V78H127V76L126 75H128V73H123L124 71H123V69L121 70V69H119L118 67H116L115 65H113L112 63H110V64H106ZM109 63V62H108ZM82 64H83V61H82ZM106 65H113L114 67H116V68H114V70H113V66H111L112 67V70H111V68H109V66L107 67ZM198 66V65H197ZM200 67L202 66L201 64L199 65ZM198 66V67H199ZM104 67L106 68L107 67V69H105L104 70ZM198 67H197V69H198ZM203 67V66H202ZM214 68H215V70H214ZM116 69V70H115ZM120 71H119V70ZM202 69H204V70H210L211 71V73H209V71H207V75L209 76V78H208V76H206L205 74H203L205 71L204 70H202ZM217 69V70H216ZM25 70V69H24ZM107 70V71H106ZM118 70V71H117ZM213 70V71H212ZM112 71H114L113 73H112ZM196 71V70H195ZM216 73H215V72ZM223 71V70H222ZM117 72V73H116ZM118 72H120V73H118ZM201 72H202V74H201ZM213 72H214V74H215V76H214V74H213ZM115 73V74H114ZM121 73L123 74V75H121ZM107 76H106V75ZM113 76H112V75ZM118 74H120V75H118ZM126 74V75H125ZM186 74V76H188V75H193L192 76V78H191V76H189V78L188 77H186L185 76V78H183L184 77V75ZM27 74L25 73V72H21V74H20V76H26ZM90 75V76H91ZM115 75H117V76H115ZM125 75V76H124ZM202 75V76H201ZM206 76L205 78H204V76ZM211 75V76H210ZM118 76H120V77H118ZM122 76V77H121ZM197 76H199V79H198V77ZM213 76V77H212ZM4 77H2V78H4ZM109 77H110V79H109ZM115 77V78H114ZM123 77H125L124 79H123ZM122 80H120V79ZM201 78H203L204 80H206L204 83H205V85H204V83H203V79H201ZM176 79V78H175ZM209 79V80H208ZM26 80V79H25ZM186 80V81H185ZM197 80V81H196ZM202 80V82H200ZM263 80H264V73H263ZM28 80H26V81H23L21 84L24 86V84L23 83H25V82H27ZM121 81V82H120ZM149 81V82H148ZM151 81V82H150ZM176 81V80H175ZM193 81H194V83H193ZM196 81V82H195ZM199 81V82H198ZM5 83V85L6 86H4V83ZM127 82V83H126ZM128 82H129V84H128ZM131 82V83H130ZM135 82V83H134ZM186 82V83H185ZM31 83V82H30ZM52 85H51V84ZM138 83H140L141 84V88L142 89H140V91H139V89L137 88L139 85H138ZM147 83V84H146ZM198 83V84H197ZM201 83V84H200ZM220 83H221V85L223 86H221L220 85ZM20 84V85H21ZM26 84H28V82L26 83ZM49 84V85H48ZM121 84H123V85H121ZM128 84V85H127ZM152 84V85H151ZM149 87H148V86ZM155 85V86H154ZM189 85V86H188ZM200 85V86H199ZM202 85H204V87H202ZM206 85H208L206 88L208 89V90H203V92H201L200 91V89H201V87L202 88H205V86ZM209 85H211V86H209ZM233 85L235 86V87H233ZM241 85H242V87H241ZM26 86H28V85H26ZM124 86V87H123ZM128 86V87H127ZM168 86L170 87V88H168ZM179 86V87H178ZM199 86V87H198ZM215 86H220L219 87V89H217V88H214ZM3 87L6 89V90H3ZM25 87V86H24ZM23 87V88H24ZM122 87V88H121ZM210 87V88H209ZM232 87V88H231ZM237 87V88H236ZM16 88V87H15ZM20 88H21V86H20ZM133 88V89H132ZM181 88V89H180ZM197 88H200V89H197ZM223 88H226V92L225 93H227V94H225L226 96H228L229 98H230V100H228L229 98H225L226 100H224L223 98H220V97H223L222 96V94H223V92H224V90H222L223 92H221L220 90L221 89H223ZM231 89V91H229L231 94L229 95V92H227L228 90L227 89ZM241 88V89H240ZM243 88V89H242ZM25 89V88H24ZM27 89H25V90H27ZM44 90V91H41V90ZM125 89V90H124ZM131 89V90H130ZM146 89V90H145ZM158 89V90H157ZM169 89V90H168ZM172 89V90H171ZM188 89V90H187ZM213 89H217V90H219V91H217V93L218 92H220V93H218L219 94V96L217 95V93H215L214 91H213ZM235 89V90H234ZM32 90V89H31ZM122 90V91H121ZM175 90V89H174ZM187 90V91H186ZM210 90V91H209ZM236 90H238L237 92H236ZM5 93L6 91H8L7 93H5V96L3 95L4 93ZM59 91V90H58ZM161 91H163L165 94H163V93H161ZM170 91V92H169ZM206 91V93H204ZM207 91L209 92V93H207ZM216 91V90H215ZM28 92V93H27ZM39 92V93H38ZM45 92H47V93H45ZM57 92V91H56ZM60 92V91H59ZM58 92V93H59ZM107 92L109 93V94H107ZM125 94H124V93ZM160 92V93H159ZM190 92V93H189ZM213 94V92L215 93V94H213L215 97H214V99H216L214 102L216 103V101L218 102L217 103V106H218V104H219V106L218 107H216V105H213V95H211V93ZM234 92V93H233ZM236 92V93H235ZM241 92V93H240ZM242 92H244V93H242ZM178 93V94H177ZM6 94H7V96H6ZM11 94V95H10ZM33 94V95H32ZM35 94V95H34ZM55 94H56V97H55ZM71 94V93H70ZM83 95L81 98L79 97V98H77V97H75L74 95H76V96H78V95ZM137 94V95H136ZM157 94H158V96H157ZM207 94H210V97H211V99L212 100H209V102H211L212 103V105H211V103H209L208 105H211V106H208L207 105V99H203L202 97H205V95H206V97H208L209 98V96H207ZM221 94V95H220ZM11 96V97H9V96ZM21 97H20V96ZM23 95V96H22ZM26 95V96H25ZM63 97H62V96ZM68 97H67V96ZM71 95V96H72ZM146 95V96H145ZM154 95H155V97H154ZM232 95V96H231ZM249 95V94H248ZM29 96H30V98H29ZM39 96V97H38ZM59 96V97H58ZM61 96V97H60ZM64 96H66V97H64ZM127 96V97H126ZM144 96V97H143ZM163 96H164V98H163ZM177 96V97H176ZM194 98H193V97ZM218 96V97H217ZM22 97H25V99L24 98H22ZM104 97V99H102ZM137 97V98H136ZM166 97V98H165ZM182 97H184V98H182ZM218 99H217V98ZM238 97V98H237ZM4 98H5V100H4ZM6 98H8L9 99V101H8V99L6 100ZM18 98V99H17ZM61 98V99H60ZM70 100H69V99ZM173 98V99H172ZM244 98V99H243ZM23 99V100H22ZM66 99H68L69 100V102H71V103H69ZM95 99H98V101L96 100V102L97 103H93V102H95ZM99 99H100V102H101V104H100V102H99ZM130 99V100H129ZM163 99V100H162ZM172 99V100H171ZM189 99V100H188ZM221 99V100H220ZM253 101V102H251V100ZM27 100V101H26ZM61 100V101H60ZM102 100H105V101H102ZM127 100H128V105H127ZM6 101V102H5ZM13 101V102H12ZM24 101H25V103H24ZM30 101V102H29ZM43 101V102H42ZM46 103H45V102ZM60 101V102H59ZM68 102L69 103V107H73V109L71 108V109H69L68 107H66V106H68V103H65V102ZM93 101V102H92ZM161 101H163V102H161ZM203 102L202 104L204 105V107L203 106H201V103H199V102ZM219 101H223V102H221V104H220V102ZM240 101V102H239ZM243 101H245V102H243ZM246 101H248V102H246ZM12 102V103H11ZM48 102H49V104H48ZM60 104H59V103ZM158 102V103H157ZM206 102V103H205ZM224 102H228L227 103V106H228V108H227V106L225 105L226 103H224ZM229 102H230V106H229ZM232 102V103H231ZM234 102V103H233ZM9 103H10V105H9ZM44 103V104H43ZM108 103H109V105H111V106H109L108 105ZM178 103V104H177ZM181 103V105H179ZM195 103H196V105H195ZM205 103V104H204ZM214 103V104H215ZM224 105H223V104ZM235 103H238L237 105L235 104ZM51 104V105H50ZM57 104H59V109H56L58 106H57ZM65 106V108L67 109H65V111L62 109L64 106ZM65 104H67V105H65ZM97 104V105H96ZM100 106H99V105ZM163 104V105H162ZM169 104V105H168ZM176 104V105H175ZM185 104V105H184ZM192 104V105H191ZM241 104V105H240ZM244 104V105H243ZM5 105V106H4ZM9 105V106H8ZM21 105H23V106H21ZM79 105V106H78ZM105 105H107V107H105ZM167 105V106H166ZM176 106L174 109L172 108L173 106ZM179 105V106H178ZM191 105V106H190ZM193 105H195L194 107H193ZM221 105V106H220ZM243 105V106H242ZM251 105H253V106H251ZM254 105H255V107H254ZM9 108H8V107ZM29 106V107H28ZM44 106V107H43ZM46 106V107H45ZM49 106H50V109H49ZM63 106V107H62ZM78 106V107H77ZM82 106H84V107H82ZM88 106V107H89ZM130 106V107H129ZM140 106V107H139ZM162 106H163V108H162ZM178 106V107H177ZM205 106H207V108L205 107ZM223 106V108H220V107H222ZM224 106L226 107V108H224ZM239 106H241V107H239ZM250 106H251V108H250ZM4 107H5V109H4ZM56 107V108H55ZM60 107H62L61 109L63 110H61V111H58V110H60ZM77 107V108H76ZM96 107V108H98V107H100L99 108V110L98 109H94V108ZM109 107V108H108ZM110 107H111V110H110ZM126 107V108H125ZM186 107V108H185ZM193 107V108H192ZM212 107V108H211ZM215 107H216V109H215ZM231 107V108H230ZM232 107H233V109L234 110H232ZM237 107V108H236ZM45 108H46V110H45ZM101 108H103V109H101ZM104 108H107V109H104ZM130 108V109H129ZM188 108H190V109H188ZM197 109V111H196V109ZM203 108V109H202ZM208 110V111H206V109ZM255 108V109H254ZM22 111H21V110ZM47 109L50 111H52V110H54V111H50V112H47ZM56 109V110H55ZM100 109H101V111H100ZM110 110V112H108L109 110ZM129 109V110H128ZM160 109V110H159ZM173 109V110H172ZM182 109H184V110H182ZM186 109V110H185ZM213 109H214V111H213ZM219 110V114H221V115H219L217 112H216V110ZM222 109H223V111H222ZM225 109H227L226 111H225ZM232 111V112H234L233 114H234V117L235 116H238V119H237V117H233V119H231L232 117H230L231 115H230V110ZM254 109V110H253ZM31 112H30V111ZM74 110V111H73ZM83 110V109H82ZM104 110V111H103ZM134 110V111H133ZM191 110V111H190ZM199 110V111H198ZM204 112V113H202V111ZM210 110H212V111H210ZM4 111V112H3ZM27 111V112H26ZM56 111V112H55ZM58 111V112H57ZM130 111V112H129ZM176 112V115H173V114H175V112ZM187 111V112H186ZM205 111H206V113H205ZM229 111V112H228ZM252 111H254V112H252ZM30 114H29V113ZM34 112V113H33ZM62 114H61V113ZM93 112V113H92ZM147 112V113H146ZM153 112V113H152ZM190 112V113H189ZM198 112H200V113H198ZM212 112H216V114L218 115H216V114H214V113H212ZM226 112L230 115L229 117V119H228V115L226 114ZM231 112V113H232ZM236 112H237V114L238 115H236ZM56 113V114H55ZM57 113H59V117H58V114ZM64 113V114H65ZM95 113V114H94ZM102 113V114H101ZM196 113H198V114H196ZM29 114V115H28ZM37 114H38V116H37ZM53 114V115H52ZM60 114H61V116H60ZM67 114H65V116L63 115V117L65 118L66 117V115ZM80 114V115H79ZM85 114V115H84ZM98 114V115H97ZM130 114V115H129ZM146 114V115H145ZM159 114V115H158ZM203 115V117H202V115ZM208 115L209 116V118H208V116H206V118L204 117L205 115ZM211 114H213V115H211ZM223 114H225V115H223ZM250 114V115H251ZM25 115V116H24ZM31 115H33V116H31ZM41 117H40V116ZM49 115H51V116H49ZM85 116L84 117V119L83 118H79V116ZM90 115V116H89ZM105 115V116H104ZM161 115V116H160ZM162 115H164V116H162ZM166 115V116H165ZM186 117H184V116ZM189 115V116H188ZM217 116V119L215 118L216 116ZM77 116V117H76ZM92 116H94V117H92ZM111 116V117H110ZM133 116V117H132ZM187 116H188V118H187ZM191 116V117H190ZM200 118H199V117ZM30 117V118H29ZM34 117L36 118V121H34L35 119H34ZM43 117V118H42ZM87 117V118H86ZM89 117V118H88ZM97 117V118H96ZM108 117V118H107ZM161 117H164V118H161ZM168 117H170V119H172V120H170V121H168L169 119H167ZM190 117V118H189ZM226 117V118H225ZM241 117V118H240ZM104 118V119H103ZM130 118V119H129ZM132 118H134V120L132 119ZM136 118V119H135ZM161 118V119H160ZM184 118V119H183ZM198 118V119H197ZM207 118H208V120H207ZM215 118V119H214ZM31 119V120H30ZM53 120L54 122H56L55 124L53 123V121H52V123L54 124V125H51V120ZM66 119V118H65ZM68 119V118H67ZM88 119V120H87ZM90 119V120H89ZM91 119H92V121H91ZM95 119V120H94ZM143 119V120H142ZM147 119V120H146ZM154 119V120H153ZM165 119V120H164ZM166 119H167V121L168 122H166ZM183 119V120H182ZM192 119V120H191ZM203 119H204V121L205 122H203ZM211 119V120H210ZM237 119V120H236ZM246 119V120H245ZM75 120V119H74ZM125 120V121H124ZM137 120V121H136ZM161 120V121H160ZM175 120V119H174ZM174 120H173V122H174ZM191 120V121H190ZM207 120V121H206ZM225 120H228V122H224ZM231 120H233V121H231ZM32 122V124H31V122ZM142 121V122H141ZM193 121V122H192ZM220 121H222V122H220ZM50 122V123H49ZM84 122V123H85ZM182 122H186L185 123V127L184 128H186V130L187 129H190V131H192L191 133H190V135H189V130H185L184 128H182V126H184V125H181L182 124ZM200 122V123H199ZM208 124H207V123ZM220 122V123H219ZM72 124H73V130H74V128L76 129V126L74 125V121H72L71 122ZM134 123V122H133ZM160 123V124H159ZM195 123V124H194ZM198 123V124H197ZM202 123H204L203 124V126H201L202 125ZM205 123H206V125H205ZM219 123V124H218ZM224 125H223V124ZM239 125H238V124ZM248 123V124H247ZM38 124H42V126H39ZM157 126H156V125ZM179 124V125H178ZM186 124H188L187 126H186ZM191 124V125H190ZM193 124V125H192ZM218 124V125H217ZM223 126H222V125ZM230 124V125H229ZM34 125H33V127H34ZM48 125V126H47ZM52 127H51V126ZM85 125H86V123H85ZM134 125V124H133ZM136 125V124H135ZM150 125V126H149ZM178 125V126H177ZM140 126H144V124L143 125H140ZM145 126V127H146ZM152 126V127H151ZM171 126H173L175 129H176V131H175V129H172L171 128ZM194 126V127H193ZM217 126H219V128L225 133V135H224V137H226V138H224L223 137V134H221L222 132L221 131H219L220 129L219 128H217ZM235 128H234V127ZM242 126V127H241ZM139 127V126H138ZM182 128V129H180V128ZM196 127V128H195ZM203 127V128H202ZM226 127V128H225ZM244 127V128H243ZM219 129L218 131L219 132H221V133H219L218 131H216L217 129ZM228 128V129H227ZM237 128H238V130H237ZM240 128V129H239ZM161 129V128H160ZM166 129V130H167ZM170 129H171V131H170ZM179 131H178V130ZM192 129V130H191ZM72 130V129H71ZM197 132H196V131ZM156 130H155V132H157ZM231 131V132H230ZM244 132V134H242L243 136H241L242 137V140L240 139V137L238 136V135H241V133L240 132ZM246 131V132H245ZM75 132V131H74ZM74 132H72V131H69V132H67V134H69L68 136L64 133L63 134V136L64 137H67V139H66V141L68 140V139H72L71 141L70 140H68V141H70L71 143H75V141H74V137H75V135H76V133L74 134ZM82 132V131H81ZM197 134L196 136L194 135L195 133ZM213 132V133H212ZM227 132V133H226ZM235 132H237L236 134H235ZM250 132V131H249ZM72 133H73V135H72ZM185 133V134H184ZM194 133V134H193ZM216 133V134H215ZM240 133V134H239ZM177 134V135H176ZM220 134V135H219ZM8 136H11V137H6V140H9V139H11V138H14L16 135H17V140H15V141H8V142H16L15 144V147H13V149H14V151H15V153H14V157H15V159H18V161H19V159H21L22 161H23V159H28V158H31L32 156H35L34 154H36L37 152H35L34 153V151L37 149H35V150H33L34 149V147H33V149L31 148V147H28L27 145H25V146H27V147H25L24 146V143H23V140H22V137L20 136V135H18V134H7ZM160 135V136H159ZM181 135V136H180ZM186 135V136H185ZM190 136V138L189 137H187V136ZM192 135V136H191ZM194 135V136H193ZM200 135H201V133H200ZM215 135L217 136V135H219V136H217V137H215ZM221 135H222V137L223 138H221ZM228 135V136H227ZM238 136L237 138L235 137V139H234V136ZM69 136H71V137H69ZM185 136V137H184ZM231 136V137H230ZM233 136V137H232ZM52 137H55V135L53 134V136ZM187 137V138H186ZM192 137V138H191ZM219 137H220V139H219ZM162 138V139H161ZM178 138V139H177ZM194 138L192 139V140H194ZM228 138V140H226ZM230 138V139H229ZM231 138H233L232 140H233V142H231V141H229V140H231ZM55 139V138H54ZM209 140V141H212V140ZM243 140L245 143L244 144H246V140ZM254 139H256V138H254ZM253 139V140H254ZM260 139H264V138H260ZM104 140H105V142H103L102 143V149L105 151V152H107V153H109L110 151L111 152H113V151H115L116 150V148H117V142H118V140H117V137H116V135H112V136H105L104 137ZM219 140V141H218ZM226 140V143H228V144H226L225 142H223V141H225ZM239 140H240V142H239ZM52 140H50V142H51ZM66 141L65 142H63L62 144H60V145H62V146H64L63 144H65L66 143ZM185 141V142H184ZM231 142V143H229V142ZM47 142V144H48V141H46ZM54 143H56V141H53ZM69 142V144H66V145H69V147L71 146V143ZM170 142V143H169ZM180 142V143H179ZM183 142V143H182ZM73 143V144H74ZM239 143V145H237ZM45 143H43V145H44ZM51 144H53V143H51ZM50 144V145H51ZM77 144H79V143H77ZM218 144V145H219ZM226 144V145H225ZM235 144V145H234ZM22 145L24 146V148L22 147ZM46 145V144H45ZM44 145V146H45ZM54 145V144H53ZM53 146V147H56V148H54L53 149V147H52V150L53 151H59L60 150V148H61V146ZM65 145V146H66ZM83 144H81V146L79 145V147H78V145H77V148H76V145H75V148H76V151H78L79 149H80V147H81V152H89V150L90 149H88V151H85V149H82V147L84 146H82ZM187 145V144H186ZM237 145V146H236ZM17 146V147H16ZM22 147V148H18V147ZM44 146H43V148H44ZM244 147H245V145H243ZM48 146H46L45 148H47ZM60 147V148H59ZM18 148V149H17ZM26 148H30V149H32L33 150V152H27V150H26ZM40 149L42 148V147H39ZM49 148V147H48ZM45 149V150H48L49 151V149L51 150V146H50V148L49 149ZM68 149L69 151H74L75 150V148H74V145H73V147H71L70 149H73V150H70L67 146L65 147V148H63V150L65 151V149ZM85 148V147H84ZM160 148H161V150H160ZM9 149H11L12 150V148H10L9 147ZM16 149V150H15ZM21 149H25L24 151H25V153H22V154H26V155H22L21 154V152L20 151H23V150H21ZM144 149V148H143ZM245 149V148H244ZM79 150V151H80ZM92 150V149H91ZM189 150H191L192 152H190ZM236 150V151H237ZM242 150V149H241ZM61 151V150H60ZM67 151V150H66ZM93 151H94V149H93ZM92 151V152H93ZM138 151H140V152H138ZM160 153H159V152ZM40 152H42V151H40ZM123 152H125V153H123ZM132 152V153H131ZM139 154H137V153ZM146 152V153H145ZM243 152V151H242ZM242 152H240L239 151V154L240 153H242ZM31 153H34V154H31ZM38 153H39V149H38ZM131 153V154H130ZM135 153H136V155H135ZM159 153V154H158ZM170 153H174L173 155H175V157H172L171 155H170ZM184 153V154H183ZM244 153V152H243ZM28 154H31V155H28ZM142 154V155H141ZM148 154V155H147ZM151 154V155H150ZM154 154H155V156H154ZM168 154L170 155V157H172V159L171 160H169L167 157H166V155L168 156ZM181 154L182 155H184V158L181 160V158H182V156H181ZM186 154V155H185ZM188 154V155H187ZM195 154V156H194V158H193V155ZM21 155H22V157L24 156V158H22L21 157ZM37 155V154H36ZM124 155H125V157H124ZM132 155H134V156H132ZM138 155V156H137ZM141 155V156H140ZM147 155V157L145 158V156ZM232 155H236V154H232ZM38 156V155H37ZM99 156V157H98ZM121 156V157H120ZM128 156V157H127ZM140 156V157H139ZM144 156V157H143ZM159 156V157H158ZM185 156H187V157H185ZM189 156V157H188ZM242 155L240 154V157H241ZM28 157V158H27ZM103 157V158H104ZM130 157H135V159H133V158H131L130 159ZM137 157V158H136ZM153 157V158H152ZM161 157V158H160ZM163 157V158H162ZM166 157V158H165ZM179 157V158H178ZM258 157V156H257ZM37 158V157H36ZM36 158H34L33 157V159L31 158V159H28V160H33L34 161V159H36ZM103 158H102V160H103ZM124 158H125V162L128 160L129 161V163H128V161L126 162V163H124L123 162V160H124ZM155 158V159H154ZM166 160H165V159ZM173 158H177V159H175L176 161H172L173 160ZM189 160H188V159ZM242 158H243V156L240 158L241 160H242ZM119 159H121L122 161H119ZM153 159V160H152ZM164 159V160H163ZM186 159V160H185ZM194 159H195V161H194ZM236 159V158H235ZM239 159V160H240ZM37 160V159H36ZM132 160V161H131ZM134 160V161H133ZM180 160V161H179ZM192 160H190L189 162H188V164L187 165H189V163L192 161ZM232 160H233V162H228V163H226V165H240V163H239V161L238 160H236L237 162H235V160L232 158ZM17 161V160H16ZM136 161V162H135ZM138 161V162H137ZM155 161H156V163L159 165V167L156 165V163H155ZM167 161H168V163H167ZM169 161H172L171 163L169 162ZM112 162H114V163H112ZM120 162V163H119ZM122 162V163H121ZM161 162H163V164L161 163ZM178 162V163H177ZM183 162V163H182ZM111 163V164H110ZM124 163V164H123ZM130 163H132V164H130ZM137 164V165H135V166H133V164ZM164 163H166V164H164ZM126 164H128V165H126ZM130 164V165H129ZM99 165V166H98ZM103 165V164H102ZM187 165H186V168H187ZM129 166H131L130 168H132L134 171L132 172V169L130 170V168H129ZM133 166V167H132ZM155 166H157L158 167V171H157V176H160V178H165V175L166 174H168V175H166V178H165V181L162 179V180H160L159 179V181L157 180V182H158V184H156V178H157V176H156V172H155ZM161 166H162V169H161ZM191 166H189V167H191ZM220 166H222V165H220ZM240 166H243L244 168H246V169H248L250 172H251V174H252V178H251V181H252V183H250L249 185H242V186H239L236 190H235V192H239V193H236L235 194V192H234V195L232 194V196H233V198H236V199H239L241 202H243L244 204H245V206H246V209H247V217H249V218H251V219H247L246 220V222H247V225H249V227L246 225L244 228L242 227V228H238L237 229V234H235V238H236V236L237 237H242L243 239H246L249 235H251V232H252V237H253V240H254V242H256V243H260V240H259V235H258V233H259V231H260V229H261V226H259V225H252V224H255V223H259L260 221H263V219H264V192L261 190V191H256L257 189H256V187H258V189L260 188L259 187V185H261V181H260V179H259V175L256 173V171H254L253 169H252V167L251 166H246V165H240ZM99 167V168H98ZM109 167V168H108ZM167 167V168H166ZM218 167V166H217ZM165 168V169H164ZM210 168V167H209ZM107 169H108V171H107ZM114 169V171H112V170ZM160 169V170H159ZM208 169V168H207ZM206 169V170H207ZM136 170V171H135ZM141 170V171H140ZM163 170V171H162ZM187 169H185V171H186ZM103 171V172H102ZM108 172V174H107V172ZM164 171H166V172H164ZM155 172V173H154ZM111 173V174H110ZM114 173H115V175H114ZM118 173V174H117ZM159 173V174H158ZM186 173H187V171H186ZM192 173V171H190V175L193 177V173ZM199 173V172H198ZM197 173V171H196V174H198ZM102 174V175H101ZM185 174V175H184ZM195 173H194V176L196 175ZM105 175V174H104ZM117 175H118V180H117ZM120 175V176H119ZM162 175V176H161ZM163 175H164V177H163ZM133 176H135L136 178H138V179H134V177ZM153 176H154V178H153ZM167 176H168V178H167ZM97 177V178H96ZM156 177V178H155ZM169 177H170V179H169ZM196 177H197V175H196ZM195 177V178H196ZM132 178H133V180H132ZM141 178V179H140ZM143 178V179H142ZM159 178V177H158ZM157 178V179H158ZM121 179V180H120ZM145 179V180H144ZM194 179V178H193ZM192 179V180H193ZM103 180V179H102ZM107 180V181H106ZM110 180V181H109ZM138 180V181H137ZM143 181V182H141V184H142V186H141V184H140V181ZM109 181V182H108ZM122 181V182H121ZM172 181V182H171ZM63 182V180L61 181V183ZM100 182H101V180H100ZM106 182V183H105ZM135 182H139L138 184L136 183L135 184ZM154 182V183H153ZM165 182V183H164ZM60 183V185H62ZM95 183H97V181L95 182ZM98 183H99V181H98ZM97 183V184H98ZM103 183V182H102ZM160 183L161 184H163L162 186H163V191H162V186L160 185ZM9 184H12V183H9ZM14 184V183H13ZM13 184H12V186H13ZM100 184V183H99ZM144 184H145V186H144ZM153 184V186H148V185H152ZM56 185H58V184H56ZM119 185V186H118ZM134 185H135V188H134ZM159 185L161 186L160 188H159ZM50 186H55V185H50ZM106 186V187H105ZM108 186V187H107ZM140 186L143 188H140ZM146 186H148L149 188H156V190L155 189H153L152 190V188H151V191H158V188H159V193L160 194H158V195H156L155 196V192H151L150 191V189L148 188L147 189V191H146ZM10 187V186H9ZM100 187V186H99ZM104 188H106L105 189V191H104ZM121 188V189H120ZM241 188H243V190L244 189H246V191L244 192H242L241 191ZM255 188V189H254ZM89 189V188H88ZM109 189V190H108ZM111 189V190H110ZM135 189H136V191H135ZM140 189H142V190H140ZM160 189H161V191L162 192H160ZM239 189V190H238ZM54 190V189H53ZM55 190H56V188H55ZM54 190V191H55ZM69 190H71V191H73V192H68ZM123 192H122V191ZM247 190H249V191H247ZM254 190V191H253ZM41 191V190H40ZM76 191H78V188H77V190ZM80 191V190H79ZM82 192L84 191V189L83 190H81ZM80 191V192H81ZM117 191V192H116ZM118 191H121V192H119V194H118V196H116L117 195V193H118ZM168 191V189L166 190V192ZM80 192H78V193H80ZM85 192V191H84ZM91 192H93V191H91ZM98 192H100L99 194H98ZM135 192V193H134ZM137 192V193H136ZM144 192V193H143ZM149 192V193H148ZM158 192H156V194L158 193ZM186 192V191H185ZM183 193V194H185V195H182V198H183V200L184 199H187L190 195H189V193ZM242 192V193H241ZM246 192H249V193H246ZM254 192V193H253ZM153 193H154V196H153ZM168 193H170L169 191H168ZM196 193H198L197 191H196ZM240 193L242 194V195H240ZM246 193V194H245ZM70 194V195H69ZM81 194V199L85 196V194H83V193H80ZM96 194H97V198H96ZM103 194V195H102ZM111 194V197H112V199H114V198H116L115 200H112L110 197H109V195ZM124 194V195H123ZM130 194V195H129ZM132 194V195H131ZM138 194L140 195V196H138ZM164 194V193H163ZM188 194V195H187ZM252 194H253V196H252ZM254 194H256V195H254ZM263 194V195H262ZM69 195V196H68ZM100 195H102V197L100 196ZM105 195V196H104ZM115 195V196H114ZM125 197V199L124 198H122L121 199V197H123V196ZM192 195V194H191ZM260 197H259V196ZM65 196V197H64ZM83 196V197H82ZM119 196H121L120 197V200L122 201V203H121V205H120V203H119V199H118V197ZM146 196H148V195H146ZM184 196V197H183ZM187 196V197H186ZM62 197V198H61ZM68 197V198H67ZM74 197V202H72V205H73V203L75 204L74 206H77V207H75V208H73V207H70L71 206V204H68V203H71V198H73ZM100 197V198H99ZM109 199V201H108V199ZM216 197V196H215ZM262 197V198H261ZM13 198H14V195H13ZM38 198L39 197H36V199L35 200H33V204H32V206H31V210H30V212H28L29 213V221H30V218H31V216H32V214H34V212H35V208H36V206H37V203L39 204V202H38ZM65 198V199H64ZM67 198V199H66ZM85 198V200H86V197H84ZM84 198H83V200L82 201H84ZM90 198V199H91ZM148 198V197H147ZM158 198H159V196H158ZM182 198H177L178 200L179 199H182ZM198 198L199 197H195V198H193V199H195V200H193L194 201V203L195 202H197V200H198ZM201 198V197H200ZM71 199V200H70ZM111 199V200H110ZM104 200H107V201H105L104 203L103 202H101V201H104ZM117 200H119V201H117ZM132 200V201H131ZM40 202H41V200H39ZM55 203H54V202ZM73 201V200H72ZM79 201V200H78ZM90 201H92V200H90ZM114 201H116L115 202V205H114V203H112V202H114ZM80 202V201H79ZM88 202H89V200H88ZM94 202V203H95ZM97 202V203H98ZM111 202V203H110ZM117 202H118V204H119V206H117V207H119L118 209H119V211H118V209H117V207H115L114 208V206H116V205H118L117 204ZM145 202V201H144ZM143 202V203H144ZM50 203H51V205H50ZM66 203H64V204H66ZM83 203V202H82ZM93 203V204H94ZM106 203H108V204H106ZM110 203V204H109ZM128 203V202H127ZM80 204V205H79ZM113 204V205H112ZM124 205V207H123V205ZM199 203H195V205H198ZM101 205V204H100ZM99 205V206H100ZM109 205V206H108ZM52 206V207H51ZM55 208H54V207ZM62 206V207H61ZM81 206H83V207H81ZM91 206V205H90ZM93 206H95V204L93 205ZM98 205H96V207H97ZM98 206V207H99ZM102 206H100V207H102ZM106 206H104V208L105 209H107L106 208ZM120 206H122V207H120ZM13 207V206H12ZM51 207V208H50ZM61 207V208H60ZM81 207V208H80ZM95 207V208H96ZM98 208L99 209V212H98V209H97V214H100L101 212H100V209H101V211H102V214L103 213H105V215H106V212L102 209V208ZM63 208V209H62ZM89 208V207H88ZM12 209V208H11ZM10 209V210H11ZM71 209V211H72V209H76V211H74V214H72L73 215V218H71L72 219V222L70 221V216H71V213L73 212H71V211H69ZM90 209V208H89ZM132 209H130V210H132ZM80 211V213H78L77 211ZM82 210V211H81ZM88 210V209H87ZM138 210V211H137ZM104 211V212H103ZM124 211V212H123ZM49 212V213H48ZM60 212H61V214H60ZM91 214H92V209H91ZM89 212V213H90ZM136 212L134 213V215L136 214ZM141 212V211H140ZM58 213V214H57ZM86 213V212H85ZM94 214H96L95 212H93ZM96 214V215H97ZM56 215V216H55ZM77 215V216H78ZM86 215H88V213H86ZM105 215L103 214V215H99L101 218H103V219H105ZM113 215V216H112ZM139 215V213L137 214V216ZM91 216V215H90ZM90 216H88L89 218H90ZM93 216V215H92ZM91 216V217H92ZM98 215H97V218L99 217ZM53 217V218H52ZM72 217V216H71ZM80 217V216H79ZM83 216H81V218H82ZM94 217H96L95 215H94ZM130 217V218H129ZM56 218V219H55ZM57 218H58V220H57ZM84 218L85 219H87L88 220V218H87V216L85 217V215H84ZM93 218V217H92ZM97 218L95 219H91V220H97ZM135 219H136V216L134 217ZM238 218H240L239 220H241V219H244V218H241V217H238ZM53 219V221L55 222V223H52V220ZM99 219V218H98ZM46 220V221H45ZM78 220H79V218L77 219L76 218V221L78 222ZM59 221V222H58ZM68 221H70L69 223H68ZM75 221V222H76ZM83 221V220H82ZM88 221H90V220H88ZM136 221V220H135ZM134 221V222H135ZM43 222V221H42ZM75 222H73V223H75ZM130 222V223H129ZM221 223V221H215V224H218V223ZM57 223V224H56ZM67 223V224H66ZM89 223H91V221L89 222ZM136 223V222H135ZM137 223H139V222H137ZM47 226H46V225ZM49 224V225H48ZM69 224H71V225H73V228H69ZM75 224H77V223H75ZM130 224V225H129ZM65 225V226H64ZM70 225V226H71ZM128 225L130 226V227H128ZM136 226V224L134 225V227ZM137 226H138V224H137ZM72 227V226H71ZM126 227H128V229L126 228ZM130 228V229H129ZM47 230V231H45V230ZM51 231H50V230ZM135 228H133V230H134ZM48 230H49V232H48ZM43 232V234H45ZM53 236V237H51V236ZM83 236V237H85L86 238V240L84 241V239H81L79 236ZM43 236V235H42ZM67 239H68V237H67ZM63 240H65V238L63 239ZM66 241V240H65ZM82 241V242H81ZM84 241V242H83ZM227 241V240H226ZM226 241H225V243H226ZM240 241H242V239L240 238ZM58 242L60 243V241L58 240ZM62 242V241H61ZM219 242V241H218ZM223 242V241H222ZM229 242V241H228ZM64 243V242H63ZM63 243H61V244H63ZM214 243V242H213ZM224 243V242H223ZM249 243H250V241H249ZM70 244V245H69ZM215 244V243H214ZM214 244L212 245V244H210L211 245V247H209L210 248V250H209V248H208V250H209V253H211L212 255V257H211V259H215L213 262H214V264L216 263V256H215V248L217 247V245L219 244V245H221V241L216 245L215 244V248H212L213 246H214ZM248 244V243H247ZM250 244H252V242L250 243ZM253 245V244H252ZM251 245V247L253 248L254 246H252ZM209 246V245H208ZM222 246H223V244H222ZM250 246V245H249ZM263 248H264V245H261ZM247 247H248V245H247ZM207 248V247H206ZM205 248V249H206ZM43 249V248H42ZM45 249V248H44ZM144 249V251H145V254H147V256L149 257V251H147L148 249L147 248H140V253L141 254H139V253H136L137 252V250H132L131 251V258H130V263L129 264H134L135 263V261L137 260V259H141V260H143V261H141V260H137L136 262H143L142 264H147L148 263V260L147 259H149L145 254H143V252H142V250ZM207 250V249H206ZM212 250V251H211ZM59 251V250H58ZM58 251L56 250V251H54L53 253H52V255L54 254V253H56L57 255L59 254V253H62L63 252V254H65L64 253V250L63 251H60L59 253H58ZM136 251V252H135ZM68 252V253H67ZM136 253V255H140L141 256V258H139V256L137 257V256H135V253ZM255 251H253L252 252V250L251 251H247V254H248V256H247V260H248V262L249 263H254V262H258V263H262L263 264V260H262V258L261 259H259V258H257V256H256V252L254 253ZM253 253V254H252ZM56 254H54V256L52 257V258H57V256H56ZM227 254H229V252H227ZM90 255H92L91 256V258H93V256H95L96 258H98L97 260L98 261H94V260H92L91 258H90ZM230 255V254H229ZM59 256H60V254H59ZM135 258H134V257ZM142 256H144V258H142ZM174 257H173V264H178V262H179V256L178 255H173ZM62 257L63 258H66L65 257V255L63 256L62 255ZM61 257V258H62ZM94 257V258H95ZM145 257L147 258V259H145ZM246 257V256H245ZM66 258V259H67ZM93 258V259H94ZM96 258H95V260H96ZM104 258V259H103ZM137 258V259H136ZM65 259V260H66ZM134 259V260H133ZM198 259H200L201 261H202V259L201 258H198ZM57 260V259H56ZM58 260H60V257L58 258ZM61 260H64V259H61ZM64 260V261H65ZM88 260V261H87ZM90 260V261H89ZM110 260V261H109ZM145 260H147V261H145ZM67 261V260H66ZM57 262V261H56ZM203 262V261H202ZM58 263V262H57ZM64 263V262H63ZM62 262L61 263H58V264H63ZM137 264V263H136ZM141 264V263H140ZM149 264V263H148ZM217 264V263H216ZM242 264H243V262H242Z\"/></svg>",
    "mask_w": 264,
    "mask_h": 264
},
{
    "label": "crops",
    "instance_id": "obj_3",
    "mask_svg": "<svg viewBox=\"0 0 264 264\" xmlns=\"http://www.w3.org/2000/svg\"><path fill=\"white\" fill-rule=\"evenodd\" d=\"M82 56L81 49L77 48L47 49L35 57L0 52V69L6 73L10 71L7 73L8 77H19L29 63H45L48 73L60 80V90L63 93L87 94L96 86V82L92 76L84 74ZM17 139L16 135L9 140ZM5 140V134L0 133V142ZM252 154L264 157V139L256 138L252 141ZM96 160L95 152L42 151L38 153L35 172H2L0 180L19 181L23 185L38 186L41 190L43 187L56 185L61 177L66 187L88 189L95 179ZM251 178V172L240 165L210 167L204 173V185L213 189H228L229 193L198 198L195 203H199L201 213L179 204L151 203L148 206L145 228L89 232L85 237L95 239L96 251L108 254L114 264H129L131 251L140 248H148L149 260L153 264H166L172 255L179 256L178 264H203L197 257L208 245L213 241H226L235 237L232 225L220 226L212 221H232L240 219L238 217L251 219L247 217L245 204L230 195L239 186L252 183ZM36 197L38 195L32 197V204ZM28 212L30 211L24 207L13 206L7 214V209L1 208L0 232H28Z\"/></svg>",
    "mask_w": 264,
    "mask_h": 264
}]
</instances>
